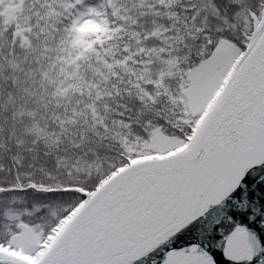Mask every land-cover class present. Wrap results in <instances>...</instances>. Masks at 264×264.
Returning a JSON list of instances; mask_svg holds the SVG:
<instances>
[{
  "label": "snow or ice",
  "instance_id": "1",
  "mask_svg": "<svg viewBox=\"0 0 264 264\" xmlns=\"http://www.w3.org/2000/svg\"><path fill=\"white\" fill-rule=\"evenodd\" d=\"M0 264H264V0H0Z\"/></svg>",
  "mask_w": 264,
  "mask_h": 264
}]
</instances>
